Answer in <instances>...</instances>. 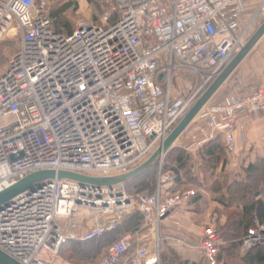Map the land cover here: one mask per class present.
<instances>
[{
	"label": "built area",
	"instance_id": "obj_1",
	"mask_svg": "<svg viewBox=\"0 0 264 264\" xmlns=\"http://www.w3.org/2000/svg\"><path fill=\"white\" fill-rule=\"evenodd\" d=\"M50 2L0 0V41L18 42L0 71V194L54 174L0 205V253L14 264H69L59 256L67 242L93 241L139 212L141 228L109 245L99 264H119L133 248L134 264H160V229L194 195L165 193L173 176L162 171L171 149L164 144L264 19V0L249 19L246 0H110L99 21L69 35L57 29ZM261 112L264 88L230 91L185 127L180 136L194 125L185 151L221 139L234 154L238 120ZM155 154L152 195L133 199L128 181L108 184ZM219 245L209 226L192 251L221 264ZM242 246L264 248V224L249 228Z\"/></svg>",
	"mask_w": 264,
	"mask_h": 264
},
{
	"label": "trees",
	"instance_id": "obj_2",
	"mask_svg": "<svg viewBox=\"0 0 264 264\" xmlns=\"http://www.w3.org/2000/svg\"><path fill=\"white\" fill-rule=\"evenodd\" d=\"M53 20L57 17L56 13H50ZM55 22V20H54ZM66 34H71L72 30L66 27ZM168 152L164 161L163 172H171L173 175V189H177L180 186H185L180 193L188 191V188L194 189V195L187 201V206L192 207L194 211H203L205 209L204 197L201 194V190L207 192H215L219 196L215 198L217 207H221L224 210L232 208L233 200L239 194L238 209L239 217L237 220L231 219L228 224H222L220 222L219 215H214L215 232L219 236V255L218 260L221 264H264V248L255 247L249 250H245L242 246V239L247 234L249 228L255 226L256 223L264 224V184L257 185L255 176L257 174L262 175L264 171V158L259 159V164L250 163L241 168L244 173L245 180L237 179L236 175L233 180H229L226 185H222L218 175H214L212 183L207 184V176L211 177L214 170L219 166L222 160V154H227L224 147L219 140H215L203 146L200 151L197 152V158L202 160V164L198 163L197 159H194L191 154L186 153L181 149L172 151L173 158L169 162ZM199 159V160H200ZM262 160V161H261ZM224 162H222L223 164ZM197 166V167H196ZM223 166V165H222ZM260 166V167H259ZM205 168L203 172L204 176L202 180L193 176L194 169ZM222 168V167H221ZM197 171V170H196ZM211 172V173H210ZM157 166L156 164L149 165L143 172L133 177L126 183V191L130 193L129 189L135 191V195L142 194V192L152 195L155 191L156 179H157ZM264 176V174L262 175ZM207 184V185H206ZM252 186V193L247 194L242 188ZM170 194H173V190ZM134 196V194L132 195ZM237 198V197H236ZM234 202V204L236 203ZM237 208V207H236ZM235 208V209H236ZM143 217L141 213L134 212L133 215L127 219L122 226L118 227L114 232H109L101 235L99 238L86 242H67L60 248L59 256L62 258L81 259L82 261L95 262L100 256L105 254L109 245L115 242L120 236L126 233L137 232L142 225ZM110 242V243H109ZM241 248L244 252L241 251ZM71 254L70 256H67ZM66 256V257H65ZM73 257V258H72ZM161 264H202V262H192L178 256L170 251L169 254H163L161 256Z\"/></svg>",
	"mask_w": 264,
	"mask_h": 264
},
{
	"label": "crops",
	"instance_id": "obj_3",
	"mask_svg": "<svg viewBox=\"0 0 264 264\" xmlns=\"http://www.w3.org/2000/svg\"><path fill=\"white\" fill-rule=\"evenodd\" d=\"M258 4L259 0H246V6L243 13L244 18H251L255 14ZM263 23L264 19L260 18L252 25L244 46L250 43L253 36ZM250 88H264V34L254 43L243 59L232 69L206 104L220 101L225 95H227V93L234 89ZM193 127L194 125L192 124L189 127V133L186 132L182 134L173 143L171 150L181 149L185 151L190 144V130ZM241 130L242 134L240 132ZM217 140L222 144L221 139ZM235 147L236 150L234 154H227L229 162L233 164V169L235 167L234 163L237 160L241 162L242 160H245L247 163H253L257 159L264 158V112L254 116H244L238 120L237 130L235 132ZM198 151L185 152L191 154L201 165L202 160L199 157H196ZM220 170L221 169L218 166L211 174L213 176H207V184L213 182L215 173L219 174ZM239 170H241V168H239ZM204 171L205 168L202 167L197 169V173L200 175L198 178L200 180H202V177L204 176ZM172 189L173 180L165 185V193L170 194ZM201 194L204 197L203 200L206 205H218L214 200L219 195L215 192H209V190L205 192L201 190ZM206 205H204V207H206ZM201 210L194 211L192 207H188L186 203L170 213L165 221V228L161 231L163 237L166 239L161 243V255L162 253L169 254L170 251H172L181 258L192 262H198V260H201V258L192 251V248L196 247L200 241V234L203 229L201 225L203 224L204 219H208L207 209L205 208L203 211ZM171 223H173L172 226L169 225ZM241 251L244 252L242 248ZM135 254L136 251L133 248L119 264H134L132 261L135 259ZM128 256H130V258H127Z\"/></svg>",
	"mask_w": 264,
	"mask_h": 264
},
{
	"label": "rangeland",
	"instance_id": "obj_4",
	"mask_svg": "<svg viewBox=\"0 0 264 264\" xmlns=\"http://www.w3.org/2000/svg\"><path fill=\"white\" fill-rule=\"evenodd\" d=\"M110 0H51L50 2V13H56L57 17L54 19L55 20V24L56 27L59 31H61L62 33H66L67 29L66 27H69L72 32L75 30L76 26L78 25V23H82V22H97L100 20L101 16L108 11V9L110 8ZM18 47V42L16 37L12 36L10 38H7L3 41H0V71L2 69H4V67L7 65L8 60L10 58V56L16 51ZM193 81H195V84L198 85L199 83V77L198 79H192ZM171 150V149H170ZM169 150V151H170ZM175 151V150H171ZM169 155V162L170 160L173 158V154ZM221 158L222 160L220 161L219 164V168L220 173L218 175L220 182H222V185H226L228 183L229 180H233V177L236 175L237 179H241V180H245L244 177V173L239 170V168L245 167L250 163L245 162V160L241 161H235V167L233 169V164L231 162H229L228 160V156L227 154H222ZM262 161V160H261ZM222 162H224L222 164ZM259 159L255 160L253 163H256L258 165L259 163ZM264 163V162H261ZM259 163V164H261ZM223 165V166H222ZM264 165V164H263ZM197 167V166H196ZM222 167V168H221ZM260 167V166H259ZM197 169H194V171L192 172L193 176H196L197 178L200 176L197 171ZM262 175L264 174V171L262 170ZM261 174H257L255 176V180L257 182V185L260 186L261 184H264V176H262ZM157 182V179H156ZM262 182V183H261ZM34 183V182H32ZM31 182L30 183H25L21 186H19L18 188H16L15 190H13L12 192L6 194L1 201H6L8 199H10L12 196H14L15 194H17L20 191L26 190L28 188L31 187ZM261 183V184H260ZM34 185V184H32ZM182 189H185V186H180L177 189H173V194H179L180 191ZM244 191H248L247 194H251L252 193V186L249 185V187H244L242 188ZM188 190H190V188H188ZM191 190H194L191 188ZM130 193H132V195L134 194V196L127 194L132 197L133 199H137L138 196H142V195H148L144 192H142V194H136L135 195V191L129 189ZM237 197V198H236ZM235 199H238L239 201V197H241V195L239 194L238 196H236ZM237 200H233V205L234 207H230L227 210L222 209L221 207H217V206H213V205H206V209H207V214H208V219H204L203 224L201 225V227H203V229L209 227V226H213L215 229V222H214V215L220 217V222L222 224H228L229 221H231V219H235L237 220L239 217V209H238V204L236 202ZM234 202H236L234 204ZM187 203V202H186ZM185 203V204H186ZM173 223L169 224L170 226H172ZM165 225V224H164ZM162 226V228L160 229V232L163 231V229L165 228V226ZM202 229V230H203ZM160 235L163 236V233H160ZM110 243V242H109ZM71 254L66 255L67 258L68 256H70ZM104 253L102 256L99 257L98 260H96L95 262H88V261H82L81 259H65L62 258L64 261H67V263L69 264H99L100 260L104 257ZM65 256V257H66ZM162 255L160 254V264H161V257ZM73 258V257H72ZM127 258H130V256H128ZM130 260V259H129ZM131 261V260H130ZM133 262V261H132ZM198 262H202V264H205V262L203 260H198ZM131 263V262H130ZM0 264H8L2 257H0Z\"/></svg>",
	"mask_w": 264,
	"mask_h": 264
},
{
	"label": "water",
	"instance_id": "obj_5",
	"mask_svg": "<svg viewBox=\"0 0 264 264\" xmlns=\"http://www.w3.org/2000/svg\"><path fill=\"white\" fill-rule=\"evenodd\" d=\"M264 34V23L260 26L258 31L255 33L253 36L252 40L250 43L245 45L243 49L231 60L230 64L228 67L223 71V73L209 86V88L204 92V94L198 99V101L191 107V109L186 113V115L181 119V121L177 124V126L174 128L170 136L168 137L167 141L164 144L163 150L166 151L168 150L172 144L175 142V140L180 136L182 131L185 129L187 125H189L193 119L197 116V114L200 112V110L204 107V105L208 102L210 97L213 95V93L217 90V88L221 85V83L224 81V79L228 76V74L232 71V69L243 59V57L250 51L254 43ZM157 157V154L153 155L147 163L137 171H134L122 178L115 179L113 181H109L108 184L111 183H124L132 179L133 177L137 176L141 172H143ZM54 177L53 173H38L31 175L15 186L9 188L5 192L0 194V205H2L6 201H1V199L8 193L12 192L19 186L25 184V183H32L31 187L39 184L40 182L44 180H49ZM58 178H67L73 181H77L79 183H84V182H90V180L83 178L79 175H74V174H68V173H59L57 175ZM21 192V191H20ZM19 193V192H18ZM17 193V194H18ZM16 195V194H15ZM0 257H2L8 264H14L12 261H10L8 258H6L4 255L0 253Z\"/></svg>",
	"mask_w": 264,
	"mask_h": 264
}]
</instances>
